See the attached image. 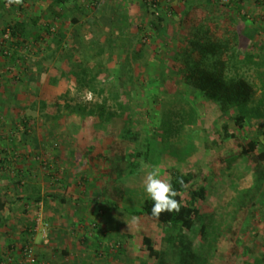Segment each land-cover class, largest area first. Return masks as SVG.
I'll return each mask as SVG.
<instances>
[{"label": "rangeland", "instance_id": "rangeland-1", "mask_svg": "<svg viewBox=\"0 0 264 264\" xmlns=\"http://www.w3.org/2000/svg\"><path fill=\"white\" fill-rule=\"evenodd\" d=\"M228 1H170L163 23L149 15L144 27L125 23L126 0L0 10L3 264H28L25 248L37 264H253L264 251V85L254 84L238 128L234 114L184 84L174 62L204 21L236 29ZM15 23L23 30L11 38ZM98 63L104 70L89 81ZM236 70L250 81V69ZM250 141L254 153L241 156ZM145 165L165 178L191 174L188 189H205L192 230L133 221L148 199Z\"/></svg>", "mask_w": 264, "mask_h": 264}, {"label": "trees", "instance_id": "trees-1", "mask_svg": "<svg viewBox=\"0 0 264 264\" xmlns=\"http://www.w3.org/2000/svg\"><path fill=\"white\" fill-rule=\"evenodd\" d=\"M23 1L25 0H0V10H12L15 3ZM233 3L237 4L239 2L234 0ZM143 5L148 12V16L153 17L159 24L163 23L165 15L155 17L152 11L146 7V4L143 3ZM160 8H162V5H160ZM169 10L170 8L164 3L162 12L166 13ZM151 26L155 27L156 25L153 22ZM8 29L11 38L21 37L18 35L23 30L20 24L9 25ZM219 32L216 23L209 24L204 21V23L199 24L195 33L184 44L185 46L179 52L180 54L176 53L174 56L176 74L187 87L200 93L208 102L217 106L219 114H234L233 123L239 128L243 126L244 121L242 110L251 101L255 86L245 76L239 75L236 70L237 45L235 41L230 38H222ZM145 37L146 35L142 38ZM101 70H104L103 64L98 63L97 72L89 76V81H94L95 75ZM82 73L88 76L86 71L82 70ZM118 102H120V98H118ZM256 146L255 141H250L241 147L240 155L250 157ZM258 158L264 161L263 155ZM192 176L188 173L171 172L173 186L178 192L176 199L181 202L178 213L165 212L161 213L159 218H155L151 215L152 201L148 198L143 203L141 210L130 214L133 216H147L161 225H176L186 231L192 230L198 215V201L203 199L206 192L204 188L188 189L187 185L191 182ZM178 179L183 180V185L177 183ZM4 207V202L0 200V210ZM202 230L201 226V233ZM142 244L148 252V256L157 259L159 254L152 247L151 240L142 237ZM33 256L35 258L34 253ZM35 264H37L36 259ZM253 264H264V251L254 258Z\"/></svg>", "mask_w": 264, "mask_h": 264}, {"label": "crops", "instance_id": "crops-1", "mask_svg": "<svg viewBox=\"0 0 264 264\" xmlns=\"http://www.w3.org/2000/svg\"><path fill=\"white\" fill-rule=\"evenodd\" d=\"M126 1L129 2V13H127V16L124 19L125 23L128 25H134L137 21L139 22L138 26L144 27V25H147L152 21V19L148 21V12L145 10L142 0ZM170 1L172 4L175 2V0ZM209 1L211 0H207V2ZM176 2L178 3V0H176ZM233 2L234 0H230L231 5H229V7L233 9L232 14H234V17L232 22L236 24V29L233 30L230 35H228L229 32L225 33L223 31H220L219 35L222 38L233 39L237 45L236 51L246 52V55H238L236 57V67H246L250 69V81L253 84H258V82L264 84V44L260 43V45H258L257 43L259 37L262 36L264 38V12L260 11L262 7L251 0H242L237 4H234ZM132 6L134 7L133 9H131ZM234 20H236V22ZM216 24L219 27L217 21ZM129 31L133 32V29H130ZM254 53H256V55H254ZM255 70L259 72L258 76H255ZM2 254L3 252L0 250V257H3ZM2 261L4 260L2 259ZM3 263L4 262L0 261V264Z\"/></svg>", "mask_w": 264, "mask_h": 264}, {"label": "clouds", "instance_id": "clouds-1", "mask_svg": "<svg viewBox=\"0 0 264 264\" xmlns=\"http://www.w3.org/2000/svg\"><path fill=\"white\" fill-rule=\"evenodd\" d=\"M149 170L143 179V191L152 201L151 215L159 218L161 213L179 212L181 202L176 199L178 192L173 186L172 178L161 175L160 168L145 165ZM177 183L183 185V180L178 179ZM133 221H138L139 217H133Z\"/></svg>", "mask_w": 264, "mask_h": 264}, {"label": "built area", "instance_id": "built-area-1", "mask_svg": "<svg viewBox=\"0 0 264 264\" xmlns=\"http://www.w3.org/2000/svg\"><path fill=\"white\" fill-rule=\"evenodd\" d=\"M242 0H235V2H240ZM254 3L258 4L260 7L264 8V0H251ZM170 2V0H143V3L146 4V7L149 8L155 17H159L160 13L162 12L163 4H167ZM228 0H222V3H228ZM160 5H162V8H160ZM147 37L143 39V41H147ZM24 256L27 260L28 264H35V258L33 256V252L31 249L25 248L24 250Z\"/></svg>", "mask_w": 264, "mask_h": 264}]
</instances>
